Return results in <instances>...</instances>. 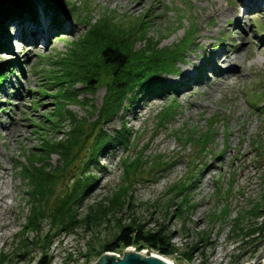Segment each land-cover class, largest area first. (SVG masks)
<instances>
[{
    "label": "rangeland",
    "instance_id": "rangeland-1",
    "mask_svg": "<svg viewBox=\"0 0 264 264\" xmlns=\"http://www.w3.org/2000/svg\"><path fill=\"white\" fill-rule=\"evenodd\" d=\"M52 2L71 9V18L59 15L57 26L53 11L37 1V21L14 20L6 23L0 34V72L13 64V71L0 86V264H36L43 254L49 264H95L101 246L113 238L116 226L132 222L141 224L145 231L166 230L175 254L162 257L174 264H264V232L258 231L264 223V208L260 216L252 215L264 199V108L259 110L252 103L264 105V54L259 51L264 50V0L257 9L248 11L249 16L245 15V0ZM88 19L90 24L104 20L124 31L144 19L149 25L148 36L155 41L162 37V49H173L187 34L178 73L166 77V83L176 90L141 98L123 118L119 114L104 127L111 132L126 123L134 139L128 150L114 148L99 158V169H86L97 181L76 217L82 221L96 212L99 225L87 230L82 224L72 232H60L45 218L38 231L27 230L31 200L15 167L31 159L30 151L38 146L41 136L55 141L63 137V133H50L49 125L45 130L34 127L53 113L55 103L49 89L43 87L49 94L45 97L38 92L45 71L52 68L51 60L67 53L69 46L86 34ZM39 20L48 22L52 32L48 40L41 38L35 46L23 43L20 24L39 25ZM142 43L137 41L135 50L143 48ZM224 51L229 63H223L222 56L217 58ZM213 60L235 73L226 81L218 78ZM104 96L105 88L100 87L94 95L85 96L91 101L89 108L77 104L68 108L89 123L95 118L90 106L99 109ZM169 106H174L173 118L158 127L162 112ZM215 118V137L205 153H199L200 147L194 143L183 146L179 132L194 129L200 136ZM63 130L69 131L68 123ZM145 144L142 160L152 161L161 155L171 167L157 178L149 171V164L143 167V175L135 177L132 193L124 196L121 205L110 198L122 183V160L135 158ZM224 146V155L218 157ZM85 157L86 153L80 154L59 171L49 209L79 175ZM47 162L50 169H56L62 159L51 154ZM182 183L187 185L188 208L173 205L176 200L170 189ZM180 200L178 197L176 203ZM110 205L118 206L112 209ZM133 249L156 254L146 247Z\"/></svg>",
    "mask_w": 264,
    "mask_h": 264
},
{
    "label": "trees",
    "instance_id": "trees-1",
    "mask_svg": "<svg viewBox=\"0 0 264 264\" xmlns=\"http://www.w3.org/2000/svg\"><path fill=\"white\" fill-rule=\"evenodd\" d=\"M37 1L44 2L46 7L53 11L54 16L57 17L53 23L57 26L60 25L57 24L59 15L71 18L68 13L71 9L66 10L52 0H0V34L3 33L6 23L10 24L14 20H36ZM87 21L86 34L75 41L74 45L69 46L67 53L51 60L49 64L52 68L45 71L47 74L43 75L38 92L45 97L49 95L46 90L49 89L53 92L51 98L55 103L53 113L42 116L45 121L41 125L35 124L34 127L45 130L49 125L50 133H63V137L55 141L49 136H41L38 146L30 151L31 159L26 164H17L15 167L16 170L19 169L17 172L21 173L20 178L28 187L25 194L31 200L30 216L25 226L27 230L38 231L41 221L45 218L50 220L51 227L60 232H72L82 224L87 230L99 225L100 220L96 212L95 215H91L92 212H90L87 219L82 221L76 217L82 200L97 181L96 176L93 174L91 176L90 172L86 173V169L89 167L99 169V158L114 148L128 150L134 139L126 123L111 132L106 131L104 127L117 119L119 114L120 118H123L125 112L134 107L141 98L171 91L170 89L176 90V87L166 83V77L178 73L177 64L185 52L182 43L187 34L184 33L182 40L173 49H162L160 48L162 37L160 41L150 38L149 25L147 26L144 19H140L139 23L134 22V26L128 31L118 27L113 28L104 20L93 24H90V19ZM189 31L192 33L191 30ZM137 41H143L144 46L140 50H135L134 44ZM194 45H196L195 42ZM12 66L13 64H9L5 71L0 72V86L5 83L7 73L13 71ZM100 87L105 88L102 105L97 110L90 106L93 113L91 117L95 118L89 123L81 121L68 107L77 104L89 108L88 104L91 101L85 96L94 95ZM173 92L176 93V91ZM32 103L35 111L36 101ZM252 103L259 110L264 108L259 101H252ZM173 107L169 106L162 112L158 127L166 126L173 118L175 114ZM216 122V118L212 119L209 129L200 136L194 129L191 132L187 130L188 135L185 134L187 131L179 132V139L182 140L183 146L194 143L200 147L197 149L199 153H205L215 137ZM64 123L69 125L68 132H61L64 131ZM35 133L38 134L36 131ZM146 148L147 144L142 146L135 158L122 160V183L116 191L111 193L110 199L113 198L123 205L124 201L121 200L132 193L135 177L138 174L143 175L142 169L146 165L149 164V171L155 173L154 178L159 177L160 173L171 167L161 155L154 156L152 161L142 160ZM225 150L224 146L217 156L224 155ZM85 153L86 157L79 175L73 177L71 183L66 186L65 192L55 200L53 208L49 209L50 200L55 194L56 183L60 177L59 171L70 166L77 156L85 155ZM51 154H58L62 159L59 168L50 169L47 160ZM36 163L39 166H36ZM191 180L194 181L195 178L192 176ZM177 189L179 191L176 193ZM170 190L176 201L178 197H181L180 202L174 201L173 205L181 208L190 206L185 183L174 185ZM117 206L110 205L109 208L115 209ZM263 208L264 199L262 205L254 208L252 215L260 216ZM102 210L104 209H99V213ZM116 228L113 238L101 246L100 255L104 252L118 253L127 248L141 250L144 247L163 257L175 254V248L170 244L169 233L166 230L145 231L141 224L133 222L127 226L117 225ZM258 231L264 232V223ZM187 261H190V257H187ZM36 264H49L46 254H43Z\"/></svg>",
    "mask_w": 264,
    "mask_h": 264
},
{
    "label": "bare ground",
    "instance_id": "bare-ground-1",
    "mask_svg": "<svg viewBox=\"0 0 264 264\" xmlns=\"http://www.w3.org/2000/svg\"><path fill=\"white\" fill-rule=\"evenodd\" d=\"M261 3H262V0H253V3H250V0H245L244 7L247 11L246 13L244 12L245 15L249 16L248 11L249 10L252 11L253 9L254 10L257 9ZM36 17H37V15H36ZM37 20H38V18H37ZM50 25L51 24H49V26ZM20 28H21L20 32L22 33L21 41L25 44H30L32 46H35V44L37 42H39V39H41V38H43L44 41L48 40V38L52 34V32H50V29L48 27V22L47 23H46V21L41 22V20H39V25H33V24H29V23L24 22V24H20ZM54 28H55V26H54ZM263 45H264V42H263ZM259 51L264 54V50L259 49ZM226 54H227V52L224 51L221 55H218L217 58H219V56H222V58H224L223 63H227V62L229 63V57ZM213 63H214L213 68H214V70L216 72L215 74L218 78H223L226 81L227 79L232 77L233 73H235V72L232 73L230 69H228V70L222 69L220 66L221 62L217 63L215 60H213ZM164 260H166V262L168 264H174L170 259L164 258Z\"/></svg>",
    "mask_w": 264,
    "mask_h": 264
},
{
    "label": "water",
    "instance_id": "water-1",
    "mask_svg": "<svg viewBox=\"0 0 264 264\" xmlns=\"http://www.w3.org/2000/svg\"><path fill=\"white\" fill-rule=\"evenodd\" d=\"M95 264H168L160 255L144 252H136L133 248H127L121 253V257L116 254L104 252Z\"/></svg>",
    "mask_w": 264,
    "mask_h": 264
},
{
    "label": "built area",
    "instance_id": "built-area-1",
    "mask_svg": "<svg viewBox=\"0 0 264 264\" xmlns=\"http://www.w3.org/2000/svg\"><path fill=\"white\" fill-rule=\"evenodd\" d=\"M118 257H121V254H116Z\"/></svg>",
    "mask_w": 264,
    "mask_h": 264
}]
</instances>
